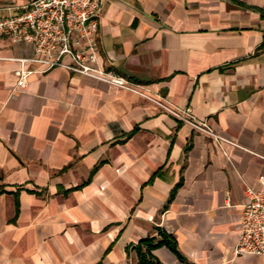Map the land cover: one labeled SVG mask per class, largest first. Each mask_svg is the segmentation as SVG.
Segmentation results:
<instances>
[{"label": "crops", "instance_id": "1", "mask_svg": "<svg viewBox=\"0 0 264 264\" xmlns=\"http://www.w3.org/2000/svg\"><path fill=\"white\" fill-rule=\"evenodd\" d=\"M98 41L108 69L236 143L61 67L19 88L34 46L0 36V264H137L158 228L184 257L161 246V264H264L234 255L264 175V0H104Z\"/></svg>", "mask_w": 264, "mask_h": 264}, {"label": "built area", "instance_id": "2", "mask_svg": "<svg viewBox=\"0 0 264 264\" xmlns=\"http://www.w3.org/2000/svg\"><path fill=\"white\" fill-rule=\"evenodd\" d=\"M104 0H30L16 12L0 15V36L33 44L34 54L13 57L20 62L14 69L17 86L25 88L33 72L61 67L85 76L113 83L154 101L193 128L213 137L224 150L223 142L236 143L217 132L206 120L196 116L190 105L177 106L160 94H153L142 83L108 69L101 60L98 32ZM29 62L37 64L30 67ZM261 188L245 189L241 228L234 255H264V175Z\"/></svg>", "mask_w": 264, "mask_h": 264}, {"label": "trees", "instance_id": "3", "mask_svg": "<svg viewBox=\"0 0 264 264\" xmlns=\"http://www.w3.org/2000/svg\"><path fill=\"white\" fill-rule=\"evenodd\" d=\"M261 47H264V43ZM157 230V236L147 237L138 243L136 247L139 255L137 264H161L153 254V250L161 246H167L178 256L179 259H184L178 249L175 237L164 231L162 228H158Z\"/></svg>", "mask_w": 264, "mask_h": 264}]
</instances>
